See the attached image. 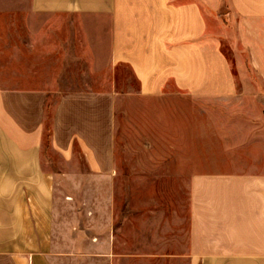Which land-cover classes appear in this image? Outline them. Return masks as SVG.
Returning <instances> with one entry per match:
<instances>
[{"label": "crops", "instance_id": "obj_1", "mask_svg": "<svg viewBox=\"0 0 264 264\" xmlns=\"http://www.w3.org/2000/svg\"><path fill=\"white\" fill-rule=\"evenodd\" d=\"M223 40L264 79V0H0V264H264L260 106L222 113L250 157H116L123 97L257 104Z\"/></svg>", "mask_w": 264, "mask_h": 264}, {"label": "rangeland", "instance_id": "obj_2", "mask_svg": "<svg viewBox=\"0 0 264 264\" xmlns=\"http://www.w3.org/2000/svg\"><path fill=\"white\" fill-rule=\"evenodd\" d=\"M211 29L217 32L218 25L210 24ZM222 50L231 62L233 73L239 85L238 95L254 97L257 104L237 103H212L198 100L196 104L174 103L169 101L156 102L136 98L123 97L116 111V157L119 162L166 159L171 160L175 153L173 151H156L151 148H144L143 145L169 146L174 143L191 144L196 143V151L181 153L190 155L200 161L208 160H238L250 157L252 152L236 150L232 144L243 142V136L238 135L239 131L220 130L223 124L230 122L237 128V118L230 120L223 117L225 111H238L241 107L249 110H257L261 107L264 112V79L251 69L248 55L244 48L233 50L223 40ZM123 75L130 77L129 71L123 68ZM134 88V81L129 82ZM168 97L179 96V93H166ZM191 106V107H190ZM191 108V109H190ZM49 115L51 109H48ZM192 112V127L198 125V136L189 135L190 121L185 120L184 113ZM181 113L179 118L178 114ZM237 124V125H236ZM238 130V129H237ZM215 133V134H214ZM229 133V134H228ZM254 140H250L253 143ZM264 143V138L262 140ZM229 144V145H228ZM207 147V149H205ZM231 145V149L223 151L221 147ZM43 148L45 156L58 160L48 147V132L45 131ZM184 158V157H183Z\"/></svg>", "mask_w": 264, "mask_h": 264}, {"label": "trees", "instance_id": "obj_3", "mask_svg": "<svg viewBox=\"0 0 264 264\" xmlns=\"http://www.w3.org/2000/svg\"><path fill=\"white\" fill-rule=\"evenodd\" d=\"M47 129H48V127H47Z\"/></svg>", "mask_w": 264, "mask_h": 264}]
</instances>
